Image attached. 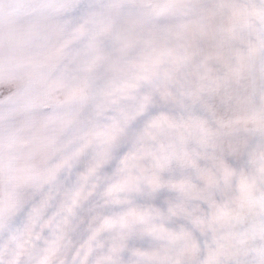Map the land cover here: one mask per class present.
Wrapping results in <instances>:
<instances>
[{
    "label": "snow or ice",
    "instance_id": "1",
    "mask_svg": "<svg viewBox=\"0 0 264 264\" xmlns=\"http://www.w3.org/2000/svg\"><path fill=\"white\" fill-rule=\"evenodd\" d=\"M0 264H264V0H0Z\"/></svg>",
    "mask_w": 264,
    "mask_h": 264
}]
</instances>
